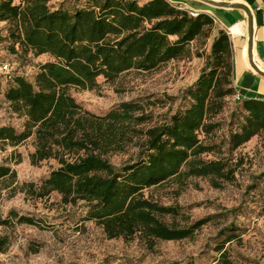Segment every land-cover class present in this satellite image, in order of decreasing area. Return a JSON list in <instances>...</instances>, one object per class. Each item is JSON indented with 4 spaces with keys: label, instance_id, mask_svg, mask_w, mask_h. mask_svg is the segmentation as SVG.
I'll return each mask as SVG.
<instances>
[{
    "label": "trees",
    "instance_id": "obj_1",
    "mask_svg": "<svg viewBox=\"0 0 264 264\" xmlns=\"http://www.w3.org/2000/svg\"><path fill=\"white\" fill-rule=\"evenodd\" d=\"M54 1L0 0V22L6 24L1 40L8 41L10 52L19 59L46 57L32 79L4 73L9 81L4 99L22 122L19 128L0 125V146L17 155L15 148L32 139V164L52 159L57 166L41 184L24 183L27 192L37 198L58 193L64 206L82 208L83 219L95 221L109 238L138 234L152 242L190 236L205 219L186 227L167 223L163 217L178 215L177 206L162 203L151 190L173 185L178 195L192 177L221 186L234 178L243 159L204 155L222 152L223 144L231 153L264 132V100L235 99L229 34L220 27L212 33L210 15H193L169 0ZM200 37L211 39L205 62L161 122L149 124L152 117L140 99L97 114L70 92L94 90L99 78L111 83L131 70L152 71L188 57ZM231 100L236 107L227 119L220 117ZM133 147L129 160L119 165L110 160ZM15 178L11 164H0V182ZM236 230L229 223L221 234L230 240ZM217 249L219 264H238L222 245Z\"/></svg>",
    "mask_w": 264,
    "mask_h": 264
},
{
    "label": "rangeland",
    "instance_id": "obj_2",
    "mask_svg": "<svg viewBox=\"0 0 264 264\" xmlns=\"http://www.w3.org/2000/svg\"><path fill=\"white\" fill-rule=\"evenodd\" d=\"M5 25L0 22V62H11V70L32 79L35 66L46 57L29 54L19 59L12 54L8 41L1 40L6 34ZM217 28L214 23L212 33ZM210 40L198 38L191 43L190 56L171 60L155 70H131L111 83L99 78V87L94 90L72 88L70 92L84 108L97 114L121 101L140 99L144 111L152 117L149 124L161 122L179 105L183 88L197 77ZM8 84L5 74L0 72V125L19 128L22 120L10 112L4 99ZM235 107L236 102L231 100L220 117L227 119L230 109ZM33 149L32 139L17 146L20 158L16 162L18 154H11L10 147L0 146V164L9 163L16 172L14 180L0 182V221L7 220L0 224V264H219L220 245L238 264H264V132L231 153L223 144L222 152L204 155L243 159L234 178L221 186L214 187L207 177H192L178 195L174 194L173 185L151 190L162 203L177 206L178 215L163 217L167 223L186 227L205 219L186 238L152 242L138 234L128 239L109 238L95 221L83 219L82 208L64 206L58 193L37 198L27 192L24 183L41 184L57 166L52 159L32 164ZM135 151L133 147L110 160L119 165ZM14 213L30 217L33 223L17 222ZM229 223L238 229L230 240L227 233L221 234Z\"/></svg>",
    "mask_w": 264,
    "mask_h": 264
},
{
    "label": "crops",
    "instance_id": "obj_3",
    "mask_svg": "<svg viewBox=\"0 0 264 264\" xmlns=\"http://www.w3.org/2000/svg\"><path fill=\"white\" fill-rule=\"evenodd\" d=\"M182 7L210 15L232 42L233 85L244 98L264 100V0H174ZM251 41L249 51L248 44Z\"/></svg>",
    "mask_w": 264,
    "mask_h": 264
},
{
    "label": "built area",
    "instance_id": "obj_4",
    "mask_svg": "<svg viewBox=\"0 0 264 264\" xmlns=\"http://www.w3.org/2000/svg\"><path fill=\"white\" fill-rule=\"evenodd\" d=\"M169 1L172 2V3L178 4L174 0H169ZM189 11L193 15L198 14V12H196V11H192V10H189ZM10 70H11L10 63L4 62V63H1L0 64V72L1 73H5L6 75H8V77H9V74H10ZM242 98H243L242 94L239 91H236V93H235V99L239 100V99H242Z\"/></svg>",
    "mask_w": 264,
    "mask_h": 264
},
{
    "label": "water",
    "instance_id": "obj_5",
    "mask_svg": "<svg viewBox=\"0 0 264 264\" xmlns=\"http://www.w3.org/2000/svg\"><path fill=\"white\" fill-rule=\"evenodd\" d=\"M248 49H249V51H250V49H251V41H249ZM249 64H250L251 68H252L254 71H256L258 74L264 76V71H263L262 69H260V67H258V65H256L251 59L249 60Z\"/></svg>",
    "mask_w": 264,
    "mask_h": 264
}]
</instances>
